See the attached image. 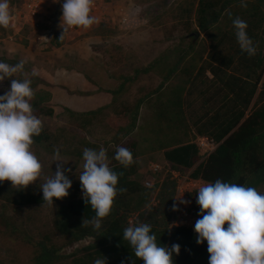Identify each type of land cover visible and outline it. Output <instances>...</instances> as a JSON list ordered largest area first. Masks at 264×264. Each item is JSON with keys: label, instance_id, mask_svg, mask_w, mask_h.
Returning <instances> with one entry per match:
<instances>
[{"label": "trees", "instance_id": "obj_1", "mask_svg": "<svg viewBox=\"0 0 264 264\" xmlns=\"http://www.w3.org/2000/svg\"><path fill=\"white\" fill-rule=\"evenodd\" d=\"M247 3V8H242L240 0H182L179 4L182 14L177 16L178 19L186 24L192 20L196 27L193 33L184 37L189 41L187 47H178L182 53L177 54V64L169 74L188 56L187 64L182 67L187 79L165 91V77L156 89L168 95L161 112H164L170 129L177 126L186 135L191 134V138L196 134L206 135L219 142L204 160H201L199 148L189 136L186 140L165 142L162 147L171 169L190 171L192 178L209 183L220 179L257 190L264 183V0H247ZM235 17L247 22L248 35L258 46L255 56L249 57L240 50L232 24ZM8 30L11 34L15 32L13 25L8 29L0 27V37ZM197 31L206 35L205 40H200ZM24 41L26 44L29 40ZM62 41L63 38L56 36L50 39L49 44L60 45ZM11 63L17 62L12 60ZM35 77L44 82L38 75ZM195 91L197 96L191 98ZM40 92H35L30 102L33 114L37 117L40 114L53 116L54 108L48 105L51 93L46 91L43 95ZM198 99L199 104L196 102ZM144 100V97L139 98L119 111V116L125 120L129 116V122L116 132L112 139L114 146L106 154L111 160L109 167L118 174L122 173L117 189L126 191L118 192L112 211L104 218L101 228L94 229L91 221L95 212L84 202L81 183L73 182L69 173H65L72 181L69 195L53 198L56 206L53 228L66 240L65 246L88 239L90 242L68 254L49 235L42 240L35 239L34 234L25 228L29 218L26 213H19V217L24 218L22 222L7 213V208L0 211V223L3 225L0 226L5 232L22 236L34 245L32 264H60L68 258H72V264H94L103 256L107 258L106 264H144L142 259L135 257L128 241L123 239L125 228L141 223L151 225L150 234L156 235L158 246L170 249L173 244L180 245L179 254L173 253V264H209L207 241L198 244V234L192 228L171 224L177 178L171 171L162 180L158 178L165 172L164 168L163 171L152 172L157 180L151 187L146 186L139 155L140 149L148 144L141 140V136L128 139L130 141L123 144L137 127ZM64 110L77 117L83 129L91 125L93 117L102 114L101 108L88 112H76L68 107ZM158 123L161 130L163 122L160 120ZM52 137V132L43 126L40 135L34 136L33 140L35 144L50 145ZM117 147L128 148L135 163L128 168L120 165L114 158ZM75 153L83 156L82 150ZM42 184H31L26 189L17 190L10 181H0V199H3L4 206L11 204L14 208L49 205L43 201ZM189 194L197 197L196 192ZM83 220L87 223L82 224Z\"/></svg>", "mask_w": 264, "mask_h": 264}, {"label": "clouds", "instance_id": "obj_2", "mask_svg": "<svg viewBox=\"0 0 264 264\" xmlns=\"http://www.w3.org/2000/svg\"><path fill=\"white\" fill-rule=\"evenodd\" d=\"M180 1L166 3L173 5ZM93 3L94 0H64L62 6L59 5L62 23L57 25L58 31L51 39L56 36L62 39L63 29L64 32H71L73 29L68 28L72 27L89 29L96 22L93 14L100 9L91 12ZM240 6L247 8V0H240ZM229 15L231 16V13ZM36 23H39L38 26L43 25L41 32L39 31V41L48 45L50 40L45 41L42 38L43 30L48 26L47 20H39ZM232 24L240 50L249 57L255 56L258 46L248 35L247 22L235 17ZM11 25H14L15 29L9 0H0V27L8 29ZM16 33L15 31L13 35ZM13 35H9L10 38H13L11 37ZM24 65L23 60L15 65L0 62V82L11 78L10 88L0 95V181H10L12 187L17 190L26 189L28 185L36 183L42 175V164L32 151L33 137L39 136L43 127L42 121L33 114L30 103L35 97L31 87L32 80L14 78L17 73L24 72ZM31 75L37 76L39 73L33 69ZM199 136L206 135L196 134L193 140L196 144ZM218 144L219 142L217 146ZM114 158L124 168L135 163L132 152L125 147H117ZM83 160V171L78 177L82 196L85 204L90 205L94 210L95 216L91 223L94 229L99 230L104 218L111 213L118 192L123 193L126 189H117L118 179L122 173L118 174L109 167L104 148H100L99 151L85 148ZM201 160H204L202 155ZM55 161L58 163L54 176L40 186L43 201L49 205L54 204L53 198L61 199L68 196V189L72 187V181L65 174L71 172V169H65L66 162L62 160L59 149L55 150ZM161 165L162 171L164 168L165 172L172 173V170H176L171 169L167 161ZM152 178L156 179L155 176ZM181 202L190 203V201ZM196 203L200 206L201 216L194 225L198 234L196 242L202 244L207 241L209 264H264V194L253 187L217 179L214 183L208 182L199 187ZM173 210H177L175 204ZM83 223L87 222L83 220ZM150 233V224L130 225L124 229L123 239L128 241L135 257L142 259L144 264H173V253L179 254L180 245L173 244L170 249L166 246H158L156 235ZM106 261L107 258L103 256L96 259L94 264H106Z\"/></svg>", "mask_w": 264, "mask_h": 264}, {"label": "crops", "instance_id": "obj_3", "mask_svg": "<svg viewBox=\"0 0 264 264\" xmlns=\"http://www.w3.org/2000/svg\"><path fill=\"white\" fill-rule=\"evenodd\" d=\"M136 4L138 0H102L100 9L96 12L99 16L89 29L75 27L71 30L72 34L67 31L60 45H46L39 41L38 35L33 37L30 34L29 41L24 43V47H27L29 54L33 55L32 69H36L39 77L49 83L48 89L52 94V102L76 112H88L101 108V115H103L105 111L110 113V108L118 103L120 106L117 110L114 109V112L119 114L122 108L120 100L127 92L125 90L129 86H134L141 74H153L154 77H150L155 81L151 86L152 89L145 92L144 88H139L137 90L139 96L134 100L145 98L134 132L139 129L144 130L141 140L148 145L140 149L139 159L141 166L144 160H149V166H151L153 162L166 163L165 149L162 144L167 141L171 143L174 140H186L189 139L187 136H191V134L186 135L185 131L177 126L176 130L169 128L170 124L166 123V116L164 117V112H161L168 95L156 89L165 77L167 78L164 89L168 86H176L187 79L182 72V67L187 64L188 56L181 60L175 71L169 74L177 64V54L182 53L181 49L170 48L167 44L158 46L161 42L154 38V46L139 44L127 46L132 37L139 38L141 35L136 31L129 34L123 30L129 27L133 29L131 31H134L148 18L143 11L136 12L135 8L134 12L131 11L132 6ZM116 30H119L120 42L124 48L105 44L106 41L110 42L112 37L117 36ZM85 31H88V34H83ZM76 35L79 36L76 37ZM83 35L86 36L83 37ZM92 41H104L103 48L99 45L95 46ZM90 43L92 48L88 50L87 44ZM56 52L60 58L50 57ZM123 68L130 71V74H125L128 76L122 74ZM208 74L211 76L210 73ZM176 77H179L177 81H175ZM145 105L149 109L147 116L142 113ZM160 120L163 122L161 130L158 129ZM155 154L157 155L154 156ZM155 157L157 158L153 159ZM110 161L108 159L109 163Z\"/></svg>", "mask_w": 264, "mask_h": 264}, {"label": "rangeland", "instance_id": "obj_4", "mask_svg": "<svg viewBox=\"0 0 264 264\" xmlns=\"http://www.w3.org/2000/svg\"><path fill=\"white\" fill-rule=\"evenodd\" d=\"M21 1L22 0H9L10 10L14 18L13 22L16 26L14 31H16L17 33L13 35L8 30L6 35L0 37V62L15 65L16 63H11L12 60H15L17 63L23 60L25 62L24 72L17 73L14 78L21 80L25 78L31 79V87L34 92L40 90V93L45 95V92L49 91V83H47L43 79L42 80L44 82H39V80H37L35 76L31 75V72L33 70V55H30L27 51L28 48L24 47V40H28V35L31 34V36L37 37V35L40 34L39 31L43 28V25L38 26L39 23L35 24L36 21L34 19L26 21V19L23 18V13L19 11L22 7ZM166 2L167 1L165 0H138V4L132 6L131 11L134 12V8L137 9L136 12L143 11L145 17L148 18L147 21L141 22V27H139L138 25L134 31H131L133 29H129V27H126V31L123 30V32H129V34H132V32L136 31L138 32V34L141 35L139 38L132 37L127 46L131 47L136 46L138 44L141 46H154L155 39L156 41L159 40L161 43H163V45L160 43L158 44V46H165L167 44V46L170 48L187 47L189 41L184 39V37L187 34L194 32L193 30L196 27L195 22L191 20L188 24H186L184 21L178 19L177 16L182 14L180 11V2L178 4L176 3L173 5ZM19 3L20 6H17ZM59 5L62 6V3L58 2L57 4H54L53 7L49 9V11L51 9L54 10L55 8L57 10ZM16 10L17 13L15 14ZM50 15L51 14H49V16ZM49 16L46 15L43 19H40V21L49 20ZM60 16L62 17V14H60ZM93 16L97 18L99 15L94 13ZM59 22L62 23L61 18H59ZM43 23L45 24V22ZM24 25L25 27H23ZM116 31L117 36L112 37L113 39L110 42L106 41L105 44L111 45L112 47L119 46V48H124V45L120 42V33H118L119 30ZM85 33L88 34V31H85L83 34ZM70 34H72V32H70ZM9 35H13V38H10ZM65 35L66 32H64L63 29V39ZM198 35L200 37V40H205L204 38L206 37V35L204 33H199ZM78 36L79 35H76V37ZM84 36L86 35H83V37ZM92 42V44H94L95 46L99 45L102 48L104 46V41ZM91 48V43L87 44V49L90 50ZM50 57L60 58L57 52L55 54L50 55ZM4 58L10 61H4ZM122 74H130V71H128L127 68H123ZM150 77H154V75L143 73L140 75L139 79L136 80L134 86H129L128 89L125 88V91L127 92L123 95L122 99L120 100L121 107L133 104V101L136 100V98L139 96L137 92L139 88H144L145 92L149 89H152L151 86H153L155 81L153 80V78L150 79ZM178 79L179 77H176L175 81H177ZM10 82L11 78H6L4 81L0 82V95H3L5 91L10 88ZM171 87H173V85L168 86L165 91H169ZM140 93L143 94L144 92ZM196 96L197 92L195 91L191 95V98H195ZM50 98L51 99L49 100L48 105L54 108L55 114L53 116L40 114L38 118L42 121V125L52 132L53 137L51 139L50 145H48L47 143L44 145L33 143L32 145V151L38 157L39 161L42 164V175L34 184H42L46 182L48 178L54 176L56 171V164L58 163L55 161L54 152L56 149H59L62 160L66 162L64 164L65 169H71V172L66 173H69L71 175L73 182L81 183L78 177L83 171L84 160L83 156L80 157L75 152L77 150L83 151L85 148L94 149L96 151H99L100 148H104L106 151L109 148L111 149L114 146V143H112V138H114L119 128L124 126L126 122H129V116L126 117L127 119L125 120L124 117L119 116V114L114 112V109L117 110V108H119L120 106V104L118 106L117 103L114 104V107L110 108V113H105L108 112L105 111L104 114L100 117H93V122L91 123V125L88 126L86 129H83L80 127V123L77 117H74L69 112H66L61 104L52 102V94ZM196 102H198L199 104L200 100L198 99ZM148 112L149 109L147 108V105H145L142 110V113L147 116ZM171 129L176 130L175 127ZM143 133L144 130L140 129L136 132H133L132 135L128 136L127 139L124 140L123 144H127V142L130 141L128 139H138ZM189 138H191V136ZM191 139L194 140L193 137ZM46 145L47 147H45ZM50 150H53L54 152H51ZM156 155L157 154H155L154 156ZM156 158L157 157L153 159ZM149 165V160L143 161V170H141L143 179L145 177L149 178L151 176L154 177V175L156 176V174H153L152 171L149 170ZM165 176L166 173L163 172L161 176H158V178L162 180V178H164ZM156 180L157 178L155 179V181ZM257 191L261 194H264V183L258 187ZM4 208H7L6 212L14 215L16 220L19 219L22 222L24 218L23 216L19 217V213H26L29 218L27 222H25V228H27L28 230H30V232L34 234L35 239L42 240L48 237L46 235H49L50 237L54 238V241L59 246H61L62 251L68 254L73 253L74 250L80 248L83 244H87L88 242H90V240L88 239L83 240L82 242H76L71 245L65 246L66 240L61 235L55 233L53 228V218L56 211L55 205L27 206L18 208L15 207V209L14 205L11 204L4 206L3 199H0V211ZM20 210L21 212H19ZM1 226L0 264H32V258L35 250L34 245L29 243L22 236H12L7 234L4 228ZM71 259L72 258H68L60 264H72Z\"/></svg>", "mask_w": 264, "mask_h": 264}, {"label": "built area", "instance_id": "obj_5", "mask_svg": "<svg viewBox=\"0 0 264 264\" xmlns=\"http://www.w3.org/2000/svg\"><path fill=\"white\" fill-rule=\"evenodd\" d=\"M169 3H175L178 0H167ZM58 2L64 3V0H24L22 7L19 11L23 13V18L28 20L39 21L44 16H49L47 20V27L43 30V39L49 41L52 36L58 31L57 25L59 18H61L60 13L61 7L56 10L49 11L54 4ZM101 0H94L92 11L98 10L100 8ZM17 9V8H16ZM18 10V9H17ZM15 11V14L17 13ZM90 12V14H91ZM14 19V18H13ZM68 28V29H73ZM12 37V36H11ZM197 144L200 148L202 159H205L217 146V142L213 138L206 136H199L197 138ZM151 170L156 173L162 169L160 163H151ZM172 174L177 178V187L174 197V204L177 206V210H173L172 213V225L187 226L194 229V225L198 219L201 218L199 215L200 206L196 203V196L190 195L191 192L198 191L199 187L207 184L208 182L202 179L192 178L190 172L181 173L176 170H172ZM155 183V180L151 177L145 180V185L151 187ZM181 201H190V203H182Z\"/></svg>", "mask_w": 264, "mask_h": 264}, {"label": "water", "instance_id": "obj_6", "mask_svg": "<svg viewBox=\"0 0 264 264\" xmlns=\"http://www.w3.org/2000/svg\"><path fill=\"white\" fill-rule=\"evenodd\" d=\"M197 33L199 34V31Z\"/></svg>", "mask_w": 264, "mask_h": 264}]
</instances>
